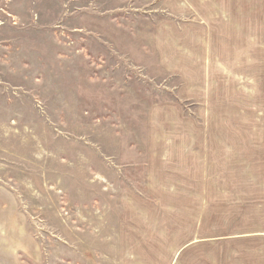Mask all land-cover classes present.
<instances>
[{"label":"rangeland","instance_id":"obj_1","mask_svg":"<svg viewBox=\"0 0 264 264\" xmlns=\"http://www.w3.org/2000/svg\"><path fill=\"white\" fill-rule=\"evenodd\" d=\"M258 182L264 0H0V185L43 264H264L213 235L264 223L227 209Z\"/></svg>","mask_w":264,"mask_h":264},{"label":"crops","instance_id":"obj_2","mask_svg":"<svg viewBox=\"0 0 264 264\" xmlns=\"http://www.w3.org/2000/svg\"><path fill=\"white\" fill-rule=\"evenodd\" d=\"M192 139L197 140L199 137L195 136L191 138V140ZM182 159L183 162L184 159L186 161V164L183 165V170L185 169L187 173L186 175H188V172H190L191 175L195 171L192 167L194 160H196L195 156L186 152L185 154L183 153ZM228 160L234 162L235 159L229 155ZM214 161V163L218 165L222 163L220 156H217ZM232 164L234 169L235 164ZM211 165L214 166V164ZM230 168L232 169L231 166ZM196 182L199 184V180H196ZM238 182L240 186L249 187L251 186L249 184H251L253 180L245 178L238 179ZM184 184L186 186H183V189L185 192L190 193L189 198L196 199L198 193L191 190L192 188L190 187H199V185L189 184L188 180H186ZM202 185L214 188L229 187V190L227 189L225 193H233L230 179H205L203 180ZM254 187L257 189L254 188L250 193L248 192L245 198H241V196L238 195L232 196L234 200H232V202H228L227 209H232L233 213L243 212V210L249 214L252 212L256 214L253 216L260 219V212H264V185H261V183L258 182ZM249 194L252 198L251 200H248ZM212 197H214V195ZM213 202L214 200L211 201L210 207ZM186 210H188L187 207L182 210L181 213H184ZM185 214L187 218V212H185ZM254 223L255 225L251 224L244 227L239 225H228L227 229L223 233L216 231L213 235H226L225 239L230 245H233V242H235L233 245L235 247L229 248V250L236 251L237 256L239 253L243 255L248 251L262 256V252H264V242H262V240H264V223L260 224L259 221H254ZM187 232L188 227L186 226L183 233L187 234ZM186 245H188L187 241L184 246ZM33 263L43 264V252L28 231L26 216L20 211L16 196L7 187L0 185V264Z\"/></svg>","mask_w":264,"mask_h":264}]
</instances>
